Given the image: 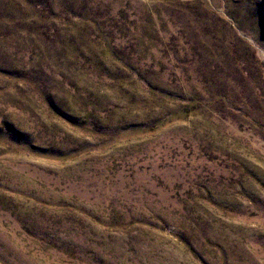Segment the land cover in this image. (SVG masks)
<instances>
[{
	"label": "rangeland",
	"instance_id": "374dc122",
	"mask_svg": "<svg viewBox=\"0 0 264 264\" xmlns=\"http://www.w3.org/2000/svg\"><path fill=\"white\" fill-rule=\"evenodd\" d=\"M0 264H264V0H0Z\"/></svg>",
	"mask_w": 264,
	"mask_h": 264
}]
</instances>
